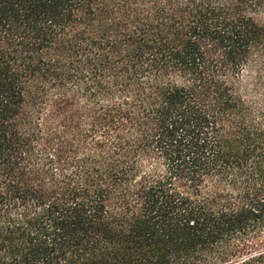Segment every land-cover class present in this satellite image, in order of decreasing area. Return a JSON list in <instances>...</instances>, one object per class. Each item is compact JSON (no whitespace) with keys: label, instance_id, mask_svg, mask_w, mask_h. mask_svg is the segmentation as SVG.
Here are the masks:
<instances>
[{"label":"trees","instance_id":"16d2710c","mask_svg":"<svg viewBox=\"0 0 264 264\" xmlns=\"http://www.w3.org/2000/svg\"><path fill=\"white\" fill-rule=\"evenodd\" d=\"M0 264H264V0H0Z\"/></svg>","mask_w":264,"mask_h":264}]
</instances>
